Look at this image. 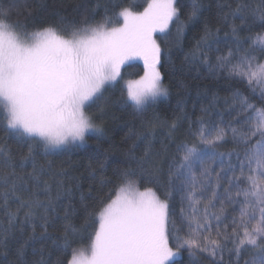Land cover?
Wrapping results in <instances>:
<instances>
[{"label":"snow or ice","instance_id":"6c2138e0","mask_svg":"<svg viewBox=\"0 0 264 264\" xmlns=\"http://www.w3.org/2000/svg\"><path fill=\"white\" fill-rule=\"evenodd\" d=\"M199 11L198 0H193L188 18H195ZM11 12V5L0 2V113L8 129L30 139L29 151L18 166L23 171L30 162L32 171L17 174V165L5 154L3 165L8 171L0 174V209L8 227L3 230L0 246H6L8 233L21 212L24 222L31 223L39 210L46 214L62 197L71 195L62 182L54 197L47 181L41 187L44 169L37 166L31 145H41L48 152L85 143L86 134L101 133L89 109L102 99L107 86L122 79L125 65L137 60L143 62V75L127 82L125 103L130 101L134 110L143 112L166 96L160 71L163 53L156 34L166 33L174 22L178 34L183 30L176 0H148L143 11L123 8L115 19L106 12L96 22L77 24L61 18L57 24L31 31L13 22ZM249 15L264 26V0L255 8L237 0L225 18L231 16L235 21L239 17L244 24ZM232 31L235 35V25ZM248 40V50L234 62L231 53L218 57L217 69L246 82L253 94L259 89L264 102V63L255 55L264 53V31ZM236 102L239 114L245 116L241 122L244 127L201 126L196 133L200 144L213 149L208 155L213 162L223 155L215 153L213 146L223 141L228 131L240 149L223 198L217 192L222 179L219 173L213 182V170L201 167L204 182L197 180L194 168L204 165V149L187 145L182 146V162L175 175L179 185L170 171L164 198L153 187L145 186L141 191L145 174V184L160 183L145 167L152 148L151 138L146 137L138 171L131 167L123 170L119 184L106 198L98 199L90 211L85 205L87 219L94 226L86 246L69 243V232L76 229L66 223L65 247L70 252L65 264H177L176 257L182 251L190 256L204 253L213 261L218 256L222 260L225 251L237 260L243 252L258 251L260 256L252 264H264V103L258 107L240 93ZM173 191L181 193L178 218L170 205ZM208 192L210 197L204 195ZM22 193L29 195L24 198ZM217 199L222 201L218 209ZM12 200L17 202L14 210ZM224 202L239 205V212L222 228ZM65 214L67 217V210ZM41 219L46 222V215ZM17 254L23 255V246Z\"/></svg>","mask_w":264,"mask_h":264},{"label":"trees","instance_id":"16d2710c","mask_svg":"<svg viewBox=\"0 0 264 264\" xmlns=\"http://www.w3.org/2000/svg\"><path fill=\"white\" fill-rule=\"evenodd\" d=\"M4 5H11L10 19L31 30L42 29L45 26L57 24L61 18L77 24L100 21L107 14L116 18L119 11L129 8L132 11H143L148 0H0ZM250 8L259 5L260 0H241ZM200 11L189 19L193 0H176L178 15L183 30L178 34L174 22L169 30L157 35L162 49L161 75L162 84L167 89V95L160 97L147 110H134L131 102L126 100V83L109 86L102 99L89 109L102 132L89 134L82 145H70L57 150L45 152L41 145H31L32 153L38 167H43L41 187L47 181L55 196L57 186L62 182L65 189H70L71 195L64 196L49 208L45 214L39 210L37 217L31 223L24 222L23 212L16 220L15 227L8 233L6 246H0V264H65L70 249L65 247V225L70 222L76 229L69 232L68 241L73 247L86 246L94 231L93 223L87 219L85 205L90 211L100 198H106L120 182L121 172L129 167L138 171V161L144 155L146 140L151 138V153L147 157L145 167L148 173L158 178L159 185L145 184L148 174L141 178L140 190L145 186L153 187L164 198V187L168 184L171 171L176 186V171L182 162L183 145L204 149L205 162L196 166L194 171L197 180L201 177V167L213 170L211 177L215 182L216 174L222 179L217 189L218 196H225L228 179L232 176L230 168L237 165L236 151L240 149L233 142L231 131L225 139L213 146L215 153L223 154L214 162L208 158L212 148L199 143L196 136L201 126H229L240 129L245 116L239 114L237 93L248 96L255 105L262 106L259 89L253 94L246 82L217 69L218 57L231 53L234 62L248 50V37L264 31L259 21H253L251 16L244 24L239 17L233 21L227 16L236 7L237 0H198ZM122 23V18H121ZM237 32L233 34V26ZM186 27V28H185ZM206 32L209 33L206 36ZM257 59L264 63V53L256 52ZM127 72L125 81L140 78L143 75V62L135 61ZM123 71V70H122ZM124 93V95H122ZM175 125V127H173ZM30 139L8 129L0 113V174L8 171L3 165L5 154H10L17 165V174L32 171L29 162L23 171L19 162L30 147ZM231 154V155H229ZM237 175L239 173L237 172ZM27 198L29 193L21 194ZM199 196L200 193L198 192ZM210 197L211 193H205ZM43 198L44 193H40ZM221 199L215 201L217 209ZM16 201H10L15 209ZM207 203V200L204 201ZM171 208L179 217L181 208V193L173 191L170 199ZM203 206V205H201ZM222 223L231 224L234 216L238 217L239 205L223 203ZM67 210V217H66ZM46 215L47 219H41ZM87 219V222H86ZM215 226V221H213ZM178 227L179 222H178ZM6 216L0 209V239L3 230L7 228ZM34 229V230H33ZM183 234V231L181 232ZM23 246V255L18 256L17 250ZM176 259L177 264H252L260 256L258 251H246L239 259L225 251L223 259L218 256L215 261L204 253L190 256L182 251Z\"/></svg>","mask_w":264,"mask_h":264},{"label":"rangeland","instance_id":"374dc122","mask_svg":"<svg viewBox=\"0 0 264 264\" xmlns=\"http://www.w3.org/2000/svg\"><path fill=\"white\" fill-rule=\"evenodd\" d=\"M156 35H160V33H157ZM126 66V65H125ZM129 67V66H128ZM131 67V66H130ZM123 71H122V79H120V80H118V82L116 83V84H118V83H126V86H127V82H124L125 81V76L124 75H126V73L127 72H132L129 68H127V67H124L123 69H122ZM139 78H136V79H133V80H130V81H134V80H138ZM115 84V85H116ZM164 86V85H163ZM107 87H109V86H107ZM106 87V88H107ZM162 97H164V96H162ZM98 125V124H97ZM99 126V125H98ZM100 127V126H99ZM101 128V127H100ZM89 134H98V133H89ZM89 134H86V137L89 135ZM82 144H84V143H82ZM81 143H77V144H74V145H82ZM62 148H65V147H62ZM58 149H61V148H58ZM53 150H57V149H53ZM181 255V254H180ZM180 255L179 256H177L176 257V259L177 258H179L180 257Z\"/></svg>","mask_w":264,"mask_h":264},{"label":"bare ground","instance_id":"6f19581e","mask_svg":"<svg viewBox=\"0 0 264 264\" xmlns=\"http://www.w3.org/2000/svg\"><path fill=\"white\" fill-rule=\"evenodd\" d=\"M186 28V27H185Z\"/></svg>","mask_w":264,"mask_h":264}]
</instances>
